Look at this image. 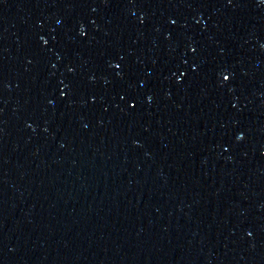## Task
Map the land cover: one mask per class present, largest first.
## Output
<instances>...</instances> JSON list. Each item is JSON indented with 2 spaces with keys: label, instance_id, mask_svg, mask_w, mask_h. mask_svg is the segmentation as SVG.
Returning a JSON list of instances; mask_svg holds the SVG:
<instances>
[{
  "label": "water",
  "instance_id": "obj_1",
  "mask_svg": "<svg viewBox=\"0 0 264 264\" xmlns=\"http://www.w3.org/2000/svg\"><path fill=\"white\" fill-rule=\"evenodd\" d=\"M0 264H264V0H0Z\"/></svg>",
  "mask_w": 264,
  "mask_h": 264
}]
</instances>
